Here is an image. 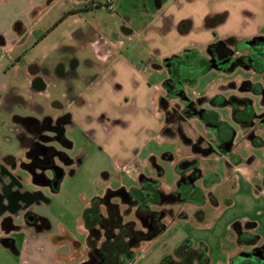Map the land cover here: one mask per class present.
<instances>
[{
  "label": "rangeland",
  "instance_id": "obj_1",
  "mask_svg": "<svg viewBox=\"0 0 264 264\" xmlns=\"http://www.w3.org/2000/svg\"><path fill=\"white\" fill-rule=\"evenodd\" d=\"M114 1L113 8L109 9L106 7L107 0H0V27H7L8 21L11 20L10 26L16 32L20 34L25 31V35L17 36L13 33L15 39H18L17 42L26 41L25 47L19 50L14 60L20 70L19 75L23 72L30 73L37 65H56L61 59H68L72 54L66 49L72 43L67 37L77 16L70 14V7L84 3L95 6L81 16V23L84 20L85 24L89 22L94 26L112 23L113 18L117 19L122 11L129 9L128 0ZM261 33L264 35V30ZM204 69L205 66L200 67L195 63L189 66L180 65L177 71L181 78L185 77L184 80L194 82L197 79L196 86L186 83L184 90L189 98L202 99V103L204 97L214 94H220L226 99L231 95L246 96V79L255 78L253 73L239 66L228 73L211 70L200 75ZM152 72V84H162L167 78L166 69ZM48 92L43 96H47ZM142 97L136 95V103L146 110L144 100L146 98ZM134 100L136 99L130 92L120 97L114 109L119 117L127 121V124L130 120L132 124L122 130H114L112 136H108L107 128L102 126L103 122L100 118H95L99 128L92 127L93 119H89V127H91L89 129H84L74 120H67L54 128L56 134L55 131L50 133L55 137L42 142L54 148L52 162L54 167L57 166L63 171L57 190H53L50 184L41 185L35 182L34 174L37 175L39 171L32 172V170H35L37 161H31L28 156L30 149L22 145L23 141L15 132L3 129L8 121L4 112L0 111V183L12 186L13 191H28L32 195L36 192L40 193L34 201L33 210L43 218L37 220L34 225H27L24 216L19 220V224L22 225L21 232L11 231L4 242L0 241V264H26L23 249L26 243L22 240L24 238L37 239V243L33 240L26 245L31 249L29 259L33 264H51L54 259L52 254L65 253L69 242L57 244V237L55 239L51 237L64 229L73 239L83 243L85 235L81 226V215L88 203L108 190L132 187L137 181L138 169L148 176L157 177V168L153 167L150 154L157 155L156 163L163 170L158 177L162 189L168 192L173 188L178 178L176 165L190 154V149L184 147L183 135L181 136L179 132L174 131L169 135L160 131L158 133L162 136L158 133L151 136L150 141L138 149L140 150L137 161L139 168L115 162L107 149L104 140L106 137L111 141L136 137L134 136L138 131L136 124L143 120V116L138 112ZM219 100L220 98L217 102ZM155 101L158 104V96ZM49 103L51 106V102ZM154 110V115L158 116L160 113L158 108ZM48 112L59 114V111L54 109ZM188 124L190 127L196 126L194 129H200L194 118H191ZM185 127L188 128V125L186 124ZM65 140L69 144H65ZM239 152L244 163L229 172L221 169L218 172L221 181L213 184L205 193L206 196L209 192L212 193L216 201L208 197L207 202L200 209L194 204H186L185 207L183 206L187 214L186 218L179 217L174 221L165 219L166 229L156 238L140 244L135 249L136 260L132 264H157L160 257L172 253L182 241H187L195 250L206 254L208 264H229L228 257L232 253L235 254V247L238 246L241 237L247 241L246 245H242V249L246 251L253 248V245L264 246V148L246 146L243 141L239 144ZM164 153H167L165 157ZM249 155H253L255 160L246 162V157ZM6 156L14 159L11 164L6 163ZM204 160L205 158L200 160L202 167L205 172H209L206 169L209 164L205 165ZM209 162L217 165L214 158ZM44 173L51 182L54 172L50 169ZM178 208L175 207L176 210ZM174 212L176 211H172L171 215ZM9 238L16 240L14 249L5 244ZM73 248L75 251L71 250L70 254L65 256L68 260L62 259L67 264L78 263L85 254L81 245L78 247L75 244Z\"/></svg>",
  "mask_w": 264,
  "mask_h": 264
},
{
  "label": "flooded vegetation",
  "instance_id": "obj_2",
  "mask_svg": "<svg viewBox=\"0 0 264 264\" xmlns=\"http://www.w3.org/2000/svg\"><path fill=\"white\" fill-rule=\"evenodd\" d=\"M191 57V61L198 66H205L200 75L211 70L228 73L239 66L253 73L255 78L246 79V96L231 95L226 99L220 94H214L204 97L202 103V99L194 100L184 92L186 83H194L177 74L180 65L186 66L184 60L171 58L167 62L171 79L167 80L164 95L158 98L157 104L165 114L163 133L170 135L174 131L179 132L183 135L184 143L193 146L195 151L191 147L190 149L194 153L190 152V156L178 162L175 169L178 178L168 192L162 189L158 178L163 170L156 160H152L153 167L157 168V177L140 172L132 187L108 190L102 196L94 197L81 215L85 235L83 243L73 239L65 229L51 236L52 239L57 237V244L69 242L65 253H59L64 259L68 260L65 256L77 244L78 247H83L85 254L76 264H132L136 260L135 249L156 238L158 235L153 236L158 231L166 229L165 219L174 221L179 217L186 218L183 208L186 204H194L200 209L208 197L216 201L212 193L209 192L207 196L205 193L213 184L221 181L218 173L221 169L229 172L244 163L239 144L244 141L246 146L264 148V37L253 35L241 41L232 37L218 40L209 44L201 56ZM64 63L61 60L53 66L37 65L30 73L23 72L21 76L29 80V89L10 87L0 106V111L4 112L8 121L3 129L15 132L23 141L22 145L30 149L29 158L37 161L32 172L39 171L37 175L34 174L35 182L41 185L52 186L63 175L62 169L54 167L52 162L54 148L42 142L55 137L50 133L55 131L56 134L54 128L61 122L72 120L64 106L57 101L51 102V105L59 106L58 115L44 110L39 103L34 102L33 90L44 94L56 77L66 80L72 77L75 74V62ZM102 118L108 117L102 114L100 119ZM191 118L196 120L200 129H194V125L189 126ZM186 124L188 128L185 127ZM64 142L69 144L67 140ZM5 158L7 164L14 160L10 156ZM202 158H205V165L209 164L206 167L209 172H205L202 167ZM211 158L215 159L217 165L209 162ZM254 160L253 155L246 157V162ZM50 169L54 172L51 182L44 173ZM39 194L13 191L12 186L0 183V241L4 242L11 231L21 232L19 220L23 216L27 225H34L37 220L43 219L33 210L34 201ZM176 206L179 207L177 210ZM172 211L176 212L171 215ZM45 223L48 224L46 220ZM246 242L242 237L238 240L236 255L230 254L229 264H264V246L253 245V248L246 251L242 249ZM5 244L14 249L12 239H7ZM203 255V252L195 250L187 241H182L172 253L160 257L157 264H207Z\"/></svg>",
  "mask_w": 264,
  "mask_h": 264
},
{
  "label": "crops",
  "instance_id": "obj_3",
  "mask_svg": "<svg viewBox=\"0 0 264 264\" xmlns=\"http://www.w3.org/2000/svg\"><path fill=\"white\" fill-rule=\"evenodd\" d=\"M128 4L129 9L122 11L117 19L113 18L112 23L94 26L89 22L85 24L84 20L81 23V16L95 6L84 3L70 7V14L77 16L67 37L72 43L66 49L72 54L68 59L61 60L65 65L74 61L75 74L68 80L56 77L46 91H51L47 96L33 90V100L46 111L53 108L60 111L58 105L50 106L49 102L61 103L71 120L84 129L91 128V118L92 127L99 128L95 118L104 114L110 119L102 118V126L107 128L108 136H112L114 130H122L132 124L131 120L127 124L114 109L120 97L130 92L136 99L135 104L136 95L139 98L143 96L147 109L136 103L138 112L143 116V120L136 124V137L113 141L109 137L104 138L115 162L138 166V149L145 146L151 136L164 131L165 114L155 100L157 96L164 95V82L171 79L167 62L177 57L189 66L195 64L191 56H201L209 44L218 40L232 37L241 41L253 35L264 37L261 33L264 30V0H128ZM10 23L11 20L7 27H0V106L10 87L29 89V80L19 75L20 70L14 63L26 41L17 42L13 33L17 36L19 33ZM20 34L25 35V31ZM162 69L167 70V78L162 84H152V71ZM197 84L196 79L191 86ZM156 107L160 112L158 116L154 115ZM158 135L162 136L161 133ZM183 145L194 149L192 145ZM191 149L190 152L194 153L195 149ZM166 155L164 153V157ZM149 158L156 160L157 155L150 154ZM22 240L26 243L23 247L26 264H33L29 259L31 249L26 245L33 240L37 243V239ZM52 255L51 264H66L60 254Z\"/></svg>",
  "mask_w": 264,
  "mask_h": 264
},
{
  "label": "trees",
  "instance_id": "obj_4",
  "mask_svg": "<svg viewBox=\"0 0 264 264\" xmlns=\"http://www.w3.org/2000/svg\"><path fill=\"white\" fill-rule=\"evenodd\" d=\"M166 83H167V80L164 82V85H166ZM167 118H168V117H167ZM58 180H59V179H58ZM164 228H165V227H164ZM164 228H163V229H164ZM161 231H163V230H160V231H158L157 233H155L153 237H156L159 233H161ZM203 256H204L205 259H207L206 254H204ZM206 263L208 264L207 260H206Z\"/></svg>",
  "mask_w": 264,
  "mask_h": 264
},
{
  "label": "water",
  "instance_id": "obj_5",
  "mask_svg": "<svg viewBox=\"0 0 264 264\" xmlns=\"http://www.w3.org/2000/svg\"><path fill=\"white\" fill-rule=\"evenodd\" d=\"M258 38H261V37H258ZM248 43H249V42H248ZM58 183H59V181L56 180V181L52 184V188H53V190H57V188H58Z\"/></svg>",
  "mask_w": 264,
  "mask_h": 264
},
{
  "label": "built area",
  "instance_id": "obj_6",
  "mask_svg": "<svg viewBox=\"0 0 264 264\" xmlns=\"http://www.w3.org/2000/svg\"><path fill=\"white\" fill-rule=\"evenodd\" d=\"M112 2L113 0H107L106 7H108L109 9H112Z\"/></svg>",
  "mask_w": 264,
  "mask_h": 264
}]
</instances>
